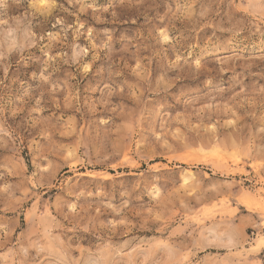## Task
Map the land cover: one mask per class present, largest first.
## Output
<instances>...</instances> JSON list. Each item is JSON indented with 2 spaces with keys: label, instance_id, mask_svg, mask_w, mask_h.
<instances>
[{
  "label": "rangeland",
  "instance_id": "1",
  "mask_svg": "<svg viewBox=\"0 0 264 264\" xmlns=\"http://www.w3.org/2000/svg\"><path fill=\"white\" fill-rule=\"evenodd\" d=\"M0 264H264V0H0Z\"/></svg>",
  "mask_w": 264,
  "mask_h": 264
},
{
  "label": "bare ground",
  "instance_id": "2",
  "mask_svg": "<svg viewBox=\"0 0 264 264\" xmlns=\"http://www.w3.org/2000/svg\"><path fill=\"white\" fill-rule=\"evenodd\" d=\"M41 2V1H40ZM262 240V239H261Z\"/></svg>",
  "mask_w": 264,
  "mask_h": 264
}]
</instances>
